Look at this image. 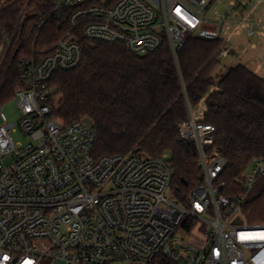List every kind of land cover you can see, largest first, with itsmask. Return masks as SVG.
<instances>
[{
    "label": "built area",
    "instance_id": "built-area-1",
    "mask_svg": "<svg viewBox=\"0 0 264 264\" xmlns=\"http://www.w3.org/2000/svg\"><path fill=\"white\" fill-rule=\"evenodd\" d=\"M211 1L54 0L53 14L67 11L69 29L50 52L21 62L18 121L0 106V264H264V224H249L245 196L222 193L227 161L201 112L190 109L179 124L178 141L196 146L201 170L184 202L172 190L170 156L97 159L94 126L64 125L53 114L50 82L82 63L80 36L137 56L168 45L175 60L191 37L222 38L224 23L232 26L226 47L242 29L255 36L250 17L264 0H250L241 17L230 5L218 19L202 12ZM18 131L27 146L14 141ZM258 177L264 159L244 178L247 192Z\"/></svg>",
    "mask_w": 264,
    "mask_h": 264
},
{
    "label": "trees",
    "instance_id": "trees-1",
    "mask_svg": "<svg viewBox=\"0 0 264 264\" xmlns=\"http://www.w3.org/2000/svg\"><path fill=\"white\" fill-rule=\"evenodd\" d=\"M29 1L0 0V106L24 87L21 62L50 52L69 29L67 11L53 14L54 0H31L21 19ZM80 45L82 63L56 72L50 82L52 109L64 125L94 123L95 158L167 154L175 168L172 190L184 202L199 185L201 170L196 146L178 141L179 124L190 119V109L204 105L201 122L215 126L216 145L227 161L219 178L226 184L222 193L245 196L249 224H264V179L258 177L247 192L240 178L264 159L263 77L245 65L215 77L219 50L226 47L222 38L191 37L177 60L168 45L144 56L124 44L93 43L82 36Z\"/></svg>",
    "mask_w": 264,
    "mask_h": 264
},
{
    "label": "rangeland",
    "instance_id": "rangeland-1",
    "mask_svg": "<svg viewBox=\"0 0 264 264\" xmlns=\"http://www.w3.org/2000/svg\"><path fill=\"white\" fill-rule=\"evenodd\" d=\"M240 1L241 3H246L249 0ZM232 2L233 0H212L207 8L202 9V12L208 18L218 19L220 16L228 14V8ZM247 13L245 15H247ZM252 20L254 24L253 28L256 33L255 36L250 38L247 30L245 29L238 31L234 35L232 41L229 45L227 44L226 47L229 53L228 56H220V62L214 72L215 77H222L229 69L237 65H245L252 70L254 69V71L258 74L263 73L264 75V5L259 8L257 13L252 17ZM231 32L232 26L228 23H224L222 28V38H227ZM8 49L9 46L7 51ZM1 52L2 48H0V54ZM260 65H262V67H260ZM4 111L10 122L16 123L18 121L19 112L15 99L4 105ZM200 112L202 115L206 112V107L204 105L193 111L196 116H198ZM13 138L16 143H21L24 146H27L30 142L29 138L25 137L19 131L13 134ZM251 174L252 168H248L240 178L244 179L249 177Z\"/></svg>",
    "mask_w": 264,
    "mask_h": 264
},
{
    "label": "crops",
    "instance_id": "crops-1",
    "mask_svg": "<svg viewBox=\"0 0 264 264\" xmlns=\"http://www.w3.org/2000/svg\"><path fill=\"white\" fill-rule=\"evenodd\" d=\"M231 5H234L235 6V13H236V15L238 16V17H241V16H244L247 12H248V10H249V8L251 7V2H250V0L248 1V2H246V3H241V1L240 0H233V2L231 3ZM264 5V3H261V4H259V5H257L256 6V9H255V11H254V13L251 15V17H250V19H251V23L253 24V20H252V17L257 13V11L259 10V8L261 7V6H263ZM260 67H262V65H260ZM252 70V69H251ZM252 71H254V69L252 70ZM255 73H257L256 71H254ZM258 74V73H257ZM261 74V73H260ZM260 74H258V75H260ZM261 77H263L264 78V75H263V73L260 75Z\"/></svg>",
    "mask_w": 264,
    "mask_h": 264
},
{
    "label": "water",
    "instance_id": "water-1",
    "mask_svg": "<svg viewBox=\"0 0 264 264\" xmlns=\"http://www.w3.org/2000/svg\"><path fill=\"white\" fill-rule=\"evenodd\" d=\"M30 2H31V0L29 1V3H28V5H27V7H26V9H25V11H24V13H23L21 19H23L24 15H25V13H26L28 7H29ZM13 41H14V40H12V41L9 43V49H8V51H7V53H6L5 57H4V59H3V62L5 61V59L7 58L8 54H9L10 48L12 47V44H13ZM3 62H2V64H3ZM2 64H1V65H2ZM83 121L86 122V123H88V124L91 125V126H94V123H93L90 119H85V120H83Z\"/></svg>",
    "mask_w": 264,
    "mask_h": 264
}]
</instances>
